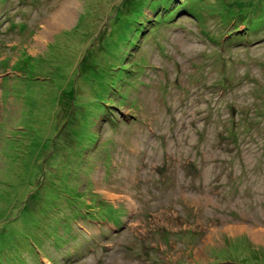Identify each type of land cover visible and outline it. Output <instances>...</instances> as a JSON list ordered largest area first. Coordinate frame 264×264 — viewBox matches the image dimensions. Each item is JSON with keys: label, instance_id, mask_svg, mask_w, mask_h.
Wrapping results in <instances>:
<instances>
[{"label": "rangeland", "instance_id": "rangeland-1", "mask_svg": "<svg viewBox=\"0 0 264 264\" xmlns=\"http://www.w3.org/2000/svg\"><path fill=\"white\" fill-rule=\"evenodd\" d=\"M158 1L0 0V264H264V0Z\"/></svg>", "mask_w": 264, "mask_h": 264}, {"label": "trees", "instance_id": "trees-1", "mask_svg": "<svg viewBox=\"0 0 264 264\" xmlns=\"http://www.w3.org/2000/svg\"><path fill=\"white\" fill-rule=\"evenodd\" d=\"M167 1L168 0H161V1H158L157 3H154L153 4V8H151L152 10H154V12L157 10V9H159V8H165V6H166V4H167ZM160 2H162V3H165V4H160ZM118 12V11H117ZM120 12V11H119ZM136 13V15H142V12L141 11H138V12H135ZM155 13H157V11L155 12ZM119 14V13H118ZM132 20H135L133 17H132ZM139 23L141 22L140 20L138 21ZM135 24V25H134ZM132 25L134 26V28L138 25V23H136L135 21L134 22H132ZM106 42V41H105ZM109 47H106V49H108ZM88 51V50H87ZM85 55V54H84ZM84 58V57H83ZM117 65V64H116ZM118 66V65H117ZM116 66V67H117ZM71 254H73V253H69V254H63V253H60V254H58V259L60 258V257H68V256H70Z\"/></svg>", "mask_w": 264, "mask_h": 264}, {"label": "bare ground", "instance_id": "bare-ground-1", "mask_svg": "<svg viewBox=\"0 0 264 264\" xmlns=\"http://www.w3.org/2000/svg\"><path fill=\"white\" fill-rule=\"evenodd\" d=\"M59 16H60V17H59ZM59 16H58V17H59L60 21L64 20V16H62V15H59ZM36 38H37V37H36ZM40 39H41V37H40ZM263 234H264V233H263ZM263 234H261L260 236L264 237Z\"/></svg>", "mask_w": 264, "mask_h": 264}]
</instances>
